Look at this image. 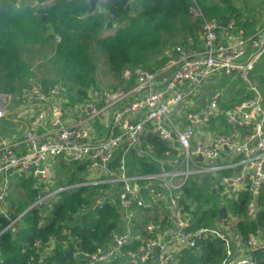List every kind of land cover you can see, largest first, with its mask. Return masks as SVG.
Listing matches in <instances>:
<instances>
[{
	"label": "built area",
	"instance_id": "obj_1",
	"mask_svg": "<svg viewBox=\"0 0 264 264\" xmlns=\"http://www.w3.org/2000/svg\"><path fill=\"white\" fill-rule=\"evenodd\" d=\"M189 17L199 25L202 46L193 51L174 46L154 71L125 70L121 89L92 87L82 101L70 100L61 84L46 89L31 84L17 97L0 93V121L10 132L0 138V217L5 222L0 235H16L31 211L44 223L64 191L100 187L96 206L112 204L120 221L107 249L95 254L70 251L74 264H110L116 258L120 264H177L181 251L198 249L200 241L212 239L224 244L221 264H257L251 254L264 249L261 234L238 237L244 250L233 257L231 216L212 226L197 225V210L184 208L181 188L207 176L225 187L224 199L249 192L247 219L259 210L264 192V82L253 73L264 56V27L247 35L234 33L232 22L222 29L193 0ZM121 26L109 13L103 35ZM215 76L239 80L243 101L224 107L221 92L202 101L201 86ZM11 101L19 107H10ZM150 136L165 144L164 159L155 157ZM134 158L154 163L157 172H142L131 165ZM61 161L84 164V176L72 185L60 184ZM22 181H28L34 198L16 211L11 199L23 200ZM161 204L170 209L164 221L171 226L163 230L148 221L140 227V219ZM63 234L70 239L69 230ZM131 243L135 248L124 254L123 247Z\"/></svg>",
	"mask_w": 264,
	"mask_h": 264
},
{
	"label": "trees",
	"instance_id": "obj_2",
	"mask_svg": "<svg viewBox=\"0 0 264 264\" xmlns=\"http://www.w3.org/2000/svg\"><path fill=\"white\" fill-rule=\"evenodd\" d=\"M193 1L208 19L222 22L231 15L233 32L241 30L248 34L246 29L250 20L227 0ZM191 5L192 0H98L96 9L89 13V0H0V93L17 97L31 84L45 89L52 84H61L66 87L70 100L82 101L87 98L89 89L99 86L92 47H99L106 54L108 73L114 81H122L125 70L131 73L137 69L154 71L168 59L166 56L151 62L150 56L163 47L162 30L176 18H181L188 29ZM109 13L123 27L104 36L103 23ZM55 35L60 37L59 42L53 40ZM176 45L180 44L171 46ZM37 47L46 48L48 56L44 55L34 67L31 57ZM42 67L43 72L35 75L34 71ZM45 71L48 75L43 74ZM124 86L115 85L110 89L118 90ZM148 140L153 145L155 157L164 159L165 144L153 136ZM131 165L144 173L157 172L154 163L143 159L134 158ZM84 168V164L59 162L57 173L65 179L59 178V183L72 185L78 182ZM21 187L24 189L23 200L19 196L11 199V206L16 211H22L34 198L28 181H22ZM209 188L196 178L181 188L184 208L197 210L194 212L197 225L212 226L224 222L227 216L219 217V208L224 203L236 236L245 239L248 234L260 233L264 239V192L260 193L259 210L252 219H247L245 210L250 195L247 190L236 198L219 199ZM99 189L80 187L62 192L44 223H39L36 211L26 214L16 235L9 232L0 235V264H38L41 257V264H60L67 249L87 254L107 249L120 214L112 204L105 202L101 208L96 206V199L101 195ZM4 226L0 217V231ZM65 230H69L70 239L63 234ZM50 237L53 243L49 242ZM37 240L40 243L36 247L34 242ZM135 246V243L125 245L123 253ZM197 247L181 251L177 264H221L226 258L224 244L217 239L202 240ZM251 255L257 264H264V249ZM120 260L116 258L110 264H120ZM64 264H74V261Z\"/></svg>",
	"mask_w": 264,
	"mask_h": 264
},
{
	"label": "crops",
	"instance_id": "obj_3",
	"mask_svg": "<svg viewBox=\"0 0 264 264\" xmlns=\"http://www.w3.org/2000/svg\"><path fill=\"white\" fill-rule=\"evenodd\" d=\"M261 6L262 7L259 9V13L255 15H251V14L244 15L246 19L250 20L249 22L250 25L246 29L248 34H251L255 32L256 30H260L264 27V0ZM188 20L191 23V26L188 29L187 27L183 25L182 19L179 20L178 26L181 32L174 34V36L171 37L172 39L171 42L167 41V36L161 35L163 38V41L165 42L164 45H168L171 43L172 44L178 43L189 51H193L202 46V35H201V31H200L198 23H196L195 21H192L190 17ZM253 76H255L254 78L257 79L258 81L264 82V79H263L264 78V66L262 65L257 66L253 73ZM212 92H221L220 103L222 106L227 107V108L240 103L244 99L243 85L239 80L230 82L224 79L223 77H219V76L212 77L211 79L203 83V85L201 86L200 95L202 97V101L206 99L207 96H209ZM58 164H57V168H58ZM68 164H71V163H68ZM82 176H84V174L80 175V177ZM196 179L202 180L203 184H205L206 186H209L210 187L209 190L211 192H212V189H214L215 190L214 193H217V198L224 199L223 197H225L224 195L225 187H223L217 181H214V180L211 181V179L207 176H198L196 177ZM223 205L221 207H224ZM169 214H170V209L168 207H166L163 204L158 205L149 211L147 215L149 217L143 216L140 219V227L144 226V224L149 221V222L157 223L161 225V228L163 230H167V228L170 227L171 224L166 223V221L164 220L166 219V216H168ZM227 215H228V212L226 211V216ZM142 221H145V222L141 225ZM234 235L236 239L235 241H233L231 245L233 257L243 254V250H244L243 246L241 245V242L239 241L240 239L238 238V236H236L235 232H234ZM66 251L70 252L68 249L65 250V252Z\"/></svg>",
	"mask_w": 264,
	"mask_h": 264
},
{
	"label": "rangeland",
	"instance_id": "obj_4",
	"mask_svg": "<svg viewBox=\"0 0 264 264\" xmlns=\"http://www.w3.org/2000/svg\"><path fill=\"white\" fill-rule=\"evenodd\" d=\"M210 1L211 0H209V2ZM215 1H218V0H215ZM220 1H222V0H220ZM227 1H228V3H231L232 7L235 8V10H237L242 15H250V14L255 15V14L259 13V9L262 7L261 5L263 3V0H227ZM176 19H173L171 21L172 24L170 26H168L166 29L162 30V32H161L162 35L167 36L168 42L172 41L171 37L174 36V34L181 32L180 28L178 26L179 20H181V18H176ZM164 44H165V42H164ZM164 44H163V47H160V49L156 53H154L150 56L151 62L160 60L161 58L170 55L169 54L170 51L174 48L173 46H171L172 43L168 44V45H164ZM175 44H177V43H173L172 45H175ZM92 49H93L95 60L97 62L96 80H97V83L99 84V86L106 87V88H111L115 85H117L118 87L124 86L125 81H123V79H122V81H116V80L114 81V79H112V77L109 75L107 63H106V54L104 53V51L101 50L99 47H92ZM32 54L33 55L31 57V60L34 62V67H36L40 63V61L43 59L44 55L48 56V51L46 48L40 47V49H38V47H37L33 51ZM260 65L264 66V56L261 59ZM43 67L39 68L38 71L35 70L34 74L38 75L39 72H41V71L43 72ZM46 70H48V69H46ZM43 74L48 75V72L45 71ZM168 74L169 73L166 72V73H164L163 76H166ZM10 107H13L14 109H16L17 107H19V105L16 106L15 102L11 101ZM9 135H10V132L6 131L5 123L0 121V138H6ZM58 177L61 179V181L65 180L64 175L63 176L58 175ZM56 186H57V184L52 185L53 188H56ZM235 239L236 238H233V241H235ZM73 261H76V259H73Z\"/></svg>",
	"mask_w": 264,
	"mask_h": 264
},
{
	"label": "water",
	"instance_id": "obj_5",
	"mask_svg": "<svg viewBox=\"0 0 264 264\" xmlns=\"http://www.w3.org/2000/svg\"><path fill=\"white\" fill-rule=\"evenodd\" d=\"M97 3H98V0H89V13L93 12L96 9ZM230 21H231V15L226 16L225 19L220 23L219 25L220 28L222 29L226 28V26L230 23ZM214 191L215 190L212 189V193H214ZM143 193L146 194V190H144ZM219 217L221 219H224L226 217L225 207L219 208ZM113 246H115V243ZM157 254H158V250L156 251V257H157ZM70 260H72V254L66 251L64 255L60 258V264H64L65 262L70 261Z\"/></svg>",
	"mask_w": 264,
	"mask_h": 264
}]
</instances>
